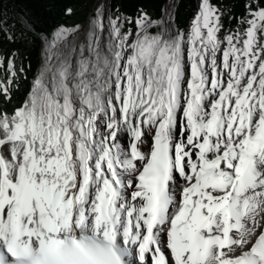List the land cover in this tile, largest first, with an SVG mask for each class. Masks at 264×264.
<instances>
[{"label": "snow or ice", "instance_id": "obj_1", "mask_svg": "<svg viewBox=\"0 0 264 264\" xmlns=\"http://www.w3.org/2000/svg\"><path fill=\"white\" fill-rule=\"evenodd\" d=\"M245 10L228 31L212 0L187 30L98 11L86 47L45 39L0 110V264H264V0Z\"/></svg>", "mask_w": 264, "mask_h": 264}, {"label": "trees", "instance_id": "obj_2", "mask_svg": "<svg viewBox=\"0 0 264 264\" xmlns=\"http://www.w3.org/2000/svg\"><path fill=\"white\" fill-rule=\"evenodd\" d=\"M92 0H0V58L15 61L17 79L11 85V100L0 95V110L12 112L27 96L40 66V47L57 28H74L87 21ZM167 0H109L112 11L133 20L141 9L159 18ZM248 0H212L224 10L227 28L239 27L247 15ZM200 0H179L175 21L180 30L187 29L199 8ZM71 9V14L67 13ZM127 24V23H126ZM125 24V25H126ZM127 24L126 27L129 26ZM134 27L135 24L131 23ZM13 38L10 39L9 37ZM7 60L0 67V81L7 82ZM21 68L23 71L21 72Z\"/></svg>", "mask_w": 264, "mask_h": 264}, {"label": "rangeland", "instance_id": "obj_3", "mask_svg": "<svg viewBox=\"0 0 264 264\" xmlns=\"http://www.w3.org/2000/svg\"><path fill=\"white\" fill-rule=\"evenodd\" d=\"M94 1L95 0H92L91 1V3H90V6H89V19L87 20V21H85L84 23H82L80 26H79V28L77 29V34L75 35V37L74 38H76V36L78 35V34H80V33H85L86 34V43H85V46L84 47H86V45H87V42H88V33H89V31L92 29V21L94 20V19H96V16H97V12L99 11V12H102L103 13V15L104 14H109V16L112 18V19H115V18H117V17H119L120 18V21H121V23H122V26H123V29L125 30V31H127V30H129V29H132L133 31L135 30V26L133 27L132 25H131V23L129 24V26L128 27H126L127 26V24H126V22H125V20H126V17L124 16V15H122V14H118L117 12H114V11H112V9L110 8V6H109V0H104V2H103V4H101L100 6H99V8H96V5H93L94 4ZM178 1L179 0H167L166 1V3H165V5H164V8H163V13H162V15H161V17H159V18H152L153 20H159V19H161V18H164L165 20H167L168 18H169V16L172 18V21H173V27L174 28H178V26H177V24H176V21H175V12H176V7H177V5H178ZM200 2H201V0H200ZM199 6H200V3H199ZM96 8V9H95ZM199 11V8H198V10H197V12ZM197 12H196V14H197ZM167 13V14H166ZM195 14V15H196ZM151 16V15H150ZM192 21V20H191ZM191 21H190V23H191ZM225 21H226V19H225V14H224V16H223V25H224V29L226 30V31H228V30H237L238 28H240L241 27V25L239 26V27H234V28H227L226 27V24H225ZM105 25L107 26V24H108V20H105ZM190 23H189V25H188V27H187V29L189 28V26H190ZM126 24V25H125ZM67 28V27H66ZM74 28H76V27H74ZM179 29V28H178ZM187 29H184V30H187ZM159 29H157V28H153L152 29V31L153 32H156V31H158ZM54 32V31H53ZM105 35V37H107V32L104 34ZM47 37H45V39H46ZM45 39L43 40V42H42V44H41V47H40V66H39V69H38V72H37V74L36 75H38V73L41 71V69H42V64H43V61H44V58H45V49H46V45H45Z\"/></svg>", "mask_w": 264, "mask_h": 264}, {"label": "bare ground", "instance_id": "obj_4", "mask_svg": "<svg viewBox=\"0 0 264 264\" xmlns=\"http://www.w3.org/2000/svg\"><path fill=\"white\" fill-rule=\"evenodd\" d=\"M103 2H104V0H95L94 1V3H95V5H96V8H99V6L101 5V4H103ZM95 8V9H96ZM104 16H105V20H108V18H111L110 16H109V14H104ZM112 19V18H111ZM105 22V21H104ZM75 39V41L78 43V45H80V46H85V43H86V34L85 33H80V34H78L77 36H76V38H74ZM75 56L76 57H79V51H77L76 53H75ZM119 140L123 143V144H127L128 142H129V137L128 136H126V135H121L120 137H119Z\"/></svg>", "mask_w": 264, "mask_h": 264}, {"label": "water", "instance_id": "obj_5", "mask_svg": "<svg viewBox=\"0 0 264 264\" xmlns=\"http://www.w3.org/2000/svg\"><path fill=\"white\" fill-rule=\"evenodd\" d=\"M93 5H95V3Z\"/></svg>", "mask_w": 264, "mask_h": 264}]
</instances>
